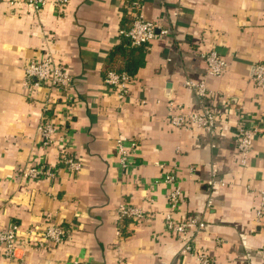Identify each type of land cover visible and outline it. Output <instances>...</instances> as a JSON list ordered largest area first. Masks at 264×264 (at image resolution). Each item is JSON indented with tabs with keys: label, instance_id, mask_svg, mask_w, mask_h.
I'll list each match as a JSON object with an SVG mask.
<instances>
[{
	"label": "crops",
	"instance_id": "obj_1",
	"mask_svg": "<svg viewBox=\"0 0 264 264\" xmlns=\"http://www.w3.org/2000/svg\"><path fill=\"white\" fill-rule=\"evenodd\" d=\"M128 1L69 0L59 9L48 0L37 9L0 0V227L17 223L19 237L33 228L40 242L13 258L0 251V264H201L198 253L182 254L188 241L208 264H264V89L253 80L264 63V0H140L145 17L168 29L145 50L120 36L132 19ZM212 49L227 61L219 76L207 74L203 53ZM47 52L77 82L74 100L25 84V67ZM113 67L135 74L123 99L103 84ZM187 80H205L212 94L200 99ZM170 101L189 113L209 107L216 133L176 128ZM68 111L70 152L82 164L74 174L61 159L60 134L46 145L38 131L44 115L62 123ZM243 125L259 129L245 163L237 149ZM121 136L139 144L128 170L115 151ZM38 162L56 177L23 178ZM169 168L184 196L176 219L203 220L199 233L166 231ZM124 202L144 218L121 220ZM50 219L65 229L61 243L45 240Z\"/></svg>",
	"mask_w": 264,
	"mask_h": 264
},
{
	"label": "built area",
	"instance_id": "obj_2",
	"mask_svg": "<svg viewBox=\"0 0 264 264\" xmlns=\"http://www.w3.org/2000/svg\"><path fill=\"white\" fill-rule=\"evenodd\" d=\"M24 1V0H18ZM29 4L35 6L37 9L43 7L48 0H25ZM56 7L59 9L69 2V0H52ZM143 5L140 0L128 1V9L132 15L130 26L120 30V36L127 40L130 46H142L146 48L152 40L157 38L160 34H168V29L162 28L155 21L149 20L143 14ZM208 70V75L219 76L227 68V61L222 54L212 49L206 53H203ZM253 80L256 85L264 89V63H257L254 68ZM135 81L134 76L124 71H117L110 69L107 71L103 84L106 88L116 93L118 98L123 99L129 93L130 84ZM76 81L70 71L64 66L56 63L50 53H46L43 59L33 61L25 67V84L27 86H45L52 90L56 89L60 91L66 98V102L74 100V89H76ZM185 85L195 91L200 99L212 94L209 90L206 81H193L187 80ZM173 108L176 109V113L172 116L171 122L178 129L189 128H203L211 134L216 133L217 123L214 112L209 107H204L201 113H189L186 112L183 106L176 101H170ZM47 110V108H46ZM71 118V111L62 114L60 119L62 123H56L54 120H50L48 116L44 115L41 123L39 124L38 131L43 139L44 144H50L53 141V135L60 134L59 145L62 152L61 159L71 173H78L81 170L82 164L74 156L70 150V132L66 122ZM259 129L254 125H243L237 132V149L241 156L243 163L252 149L254 137L258 134ZM138 142L126 137H119L116 140V155L120 162V167L123 170H128L135 164V156L138 150ZM163 168L167 166L163 163L160 164ZM23 178L33 181L40 178H53L56 177L55 170L50 166L38 162L33 165L26 166L22 171ZM162 181L167 184L169 190V209L170 212L166 215V231L174 235L186 236L190 233L201 232L206 223L203 220L189 219L178 220L176 219V213L184 201L183 189L178 181V176L174 168L166 170L162 177ZM217 177L214 176L209 184L214 185L217 183ZM158 181H155V183ZM263 204L259 209L258 215L264 217V191H263ZM118 217L121 220L131 218L139 221L144 218V210L130 202L121 203L117 209ZM121 233V230L118 231ZM34 233L33 228H28L25 237H19V225L12 223L6 227H0V251L5 257L13 258L16 256L18 249H27L32 242L40 243L38 240H32ZM66 236L65 229L57 223L55 220L50 219L44 230L45 240H50L54 243H61ZM194 242L188 241L182 248V254L198 253L201 264H208L209 257L205 252L196 251ZM71 264H80L79 261H73Z\"/></svg>",
	"mask_w": 264,
	"mask_h": 264
},
{
	"label": "trees",
	"instance_id": "obj_3",
	"mask_svg": "<svg viewBox=\"0 0 264 264\" xmlns=\"http://www.w3.org/2000/svg\"><path fill=\"white\" fill-rule=\"evenodd\" d=\"M130 23H131V21H130ZM130 23H129L128 26H130ZM124 42H125V44H126L125 46H128V47H130V48H132V49H137V48H139V49H143V50L146 49V46H145V45H142V46H130V45H128V42H127L126 39H124ZM120 50H122V51H124V52L126 53L124 47H120V48L118 49V51H120ZM115 54H116V53H115ZM115 54H114V55H115ZM122 54H123V52H122ZM114 55H113V56H114ZM113 69H115V70H117V71H124V72H127V73H129L131 76H134V75H135L133 72L129 71L128 69H123V68L118 69V68H114V67H113Z\"/></svg>",
	"mask_w": 264,
	"mask_h": 264
}]
</instances>
